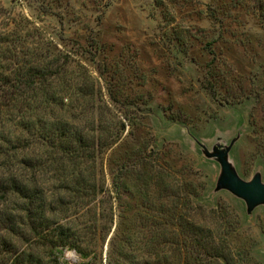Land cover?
Wrapping results in <instances>:
<instances>
[{
  "label": "rangeland",
  "instance_id": "1",
  "mask_svg": "<svg viewBox=\"0 0 264 264\" xmlns=\"http://www.w3.org/2000/svg\"><path fill=\"white\" fill-rule=\"evenodd\" d=\"M260 2L0 0L7 73L21 66V47L49 40L73 55L71 72L87 95L97 93V109L86 111L79 85L65 95L71 112L83 110L85 135L98 139L101 131L90 130L103 123L125 125L101 165L85 161L81 198L74 177L43 176L48 199L65 201L54 218L85 227L89 253L68 248L50 258L32 244L46 264H264V204L248 212L245 200L217 191L221 165L197 142L212 150L240 135L231 161L243 179L259 171L264 181ZM212 60L216 94L203 85ZM66 108L55 116L69 119ZM29 245L21 238V249Z\"/></svg>",
  "mask_w": 264,
  "mask_h": 264
},
{
  "label": "trees",
  "instance_id": "2",
  "mask_svg": "<svg viewBox=\"0 0 264 264\" xmlns=\"http://www.w3.org/2000/svg\"><path fill=\"white\" fill-rule=\"evenodd\" d=\"M259 4L264 9V4ZM0 37V48L9 52ZM55 47L49 40L34 49L21 47V66L12 76L0 60V264H46V256L34 252L32 244L44 249L50 258L55 250L63 253L68 248L78 249L84 259L88 258L89 253L81 248L85 227L65 225L60 218H54L56 207L64 206L65 201L59 200L55 205L48 199L43 176L53 173L56 180L74 177L78 183L74 195L81 198L85 161L91 162L92 167L101 165L105 153L124 133V124L113 129L103 123L90 130L101 131L98 139L85 135L82 120L86 116L83 110H79L80 115L71 112L66 101L72 98L65 95L79 85L78 93L86 111L90 107L97 109L90 104L97 93L87 95V88L80 82L81 74L76 77L70 69L75 58L61 48L53 50ZM96 49H100L98 45ZM214 63H208L203 85L216 94ZM112 99L117 101L114 96ZM65 108L71 113L69 119L55 116ZM10 125L16 130L8 131ZM21 227L27 228L28 236L21 237ZM21 238L30 243L29 247L21 249Z\"/></svg>",
  "mask_w": 264,
  "mask_h": 264
},
{
  "label": "water",
  "instance_id": "3",
  "mask_svg": "<svg viewBox=\"0 0 264 264\" xmlns=\"http://www.w3.org/2000/svg\"><path fill=\"white\" fill-rule=\"evenodd\" d=\"M240 135L229 144L218 143L210 150L204 143L197 140L208 158L217 160L221 165L216 190H228L239 198L245 200L248 212L264 204V181L261 172H256L251 180L243 179L236 166L231 161V151Z\"/></svg>",
  "mask_w": 264,
  "mask_h": 264
}]
</instances>
